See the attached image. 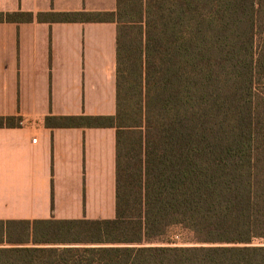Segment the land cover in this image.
Returning <instances> with one entry per match:
<instances>
[{
  "label": "trees",
  "instance_id": "trees-1",
  "mask_svg": "<svg viewBox=\"0 0 264 264\" xmlns=\"http://www.w3.org/2000/svg\"><path fill=\"white\" fill-rule=\"evenodd\" d=\"M33 21L116 24L115 114L44 119L116 130L115 216L15 222L33 245L0 246V264H264V0L0 12ZM176 225L194 245L150 244Z\"/></svg>",
  "mask_w": 264,
  "mask_h": 264
},
{
  "label": "crops",
  "instance_id": "crops-1",
  "mask_svg": "<svg viewBox=\"0 0 264 264\" xmlns=\"http://www.w3.org/2000/svg\"><path fill=\"white\" fill-rule=\"evenodd\" d=\"M115 8L116 0H0V12ZM115 112V23H0V116L22 119L0 127V221L114 218L87 207L115 193L116 130L48 128L44 119Z\"/></svg>",
  "mask_w": 264,
  "mask_h": 264
},
{
  "label": "rangeland",
  "instance_id": "rangeland-1",
  "mask_svg": "<svg viewBox=\"0 0 264 264\" xmlns=\"http://www.w3.org/2000/svg\"><path fill=\"white\" fill-rule=\"evenodd\" d=\"M98 197V193H97ZM96 203V205H94ZM103 206V214L105 218H112L115 215V193L114 189H105L103 196L99 195L97 200H90L87 212L95 210V207ZM30 225L23 223H6L0 225V246L11 247L18 244L32 245ZM195 237L186 228L181 225L170 227L166 234L158 241L150 243L152 246H191L194 245ZM2 241V242H1ZM254 245H264V239H256Z\"/></svg>",
  "mask_w": 264,
  "mask_h": 264
}]
</instances>
